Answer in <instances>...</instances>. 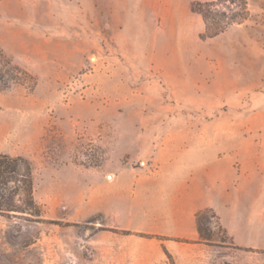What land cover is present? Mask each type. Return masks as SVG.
Instances as JSON below:
<instances>
[{
    "label": "rangeland",
    "instance_id": "374dc122",
    "mask_svg": "<svg viewBox=\"0 0 264 264\" xmlns=\"http://www.w3.org/2000/svg\"><path fill=\"white\" fill-rule=\"evenodd\" d=\"M197 1L217 0H0V47L38 77L0 82V153L32 162L43 209L0 211V264H264L213 208L210 240L164 234L174 192L138 190L160 162H224L264 226V0L215 37Z\"/></svg>",
    "mask_w": 264,
    "mask_h": 264
},
{
    "label": "crops",
    "instance_id": "0c3cea01",
    "mask_svg": "<svg viewBox=\"0 0 264 264\" xmlns=\"http://www.w3.org/2000/svg\"><path fill=\"white\" fill-rule=\"evenodd\" d=\"M223 163L160 162L152 176H137L138 190L144 188L145 182L151 181L153 191L174 192L173 201L180 210L162 213L167 223L166 235L199 239L196 213L213 208L239 245L264 248V226L255 222V185L249 183L245 186L241 182L225 181L221 176L211 177L213 170ZM255 171L258 173L256 168ZM242 175H245L244 170L238 173V177ZM232 187L238 192L234 201Z\"/></svg>",
    "mask_w": 264,
    "mask_h": 264
},
{
    "label": "trees",
    "instance_id": "16d2710c",
    "mask_svg": "<svg viewBox=\"0 0 264 264\" xmlns=\"http://www.w3.org/2000/svg\"><path fill=\"white\" fill-rule=\"evenodd\" d=\"M227 0L217 1H197L192 6V11L202 16L207 34L206 37H215L224 33L234 24H242L248 20L250 10L247 0H230L234 4V9H224L221 4ZM0 82L3 89L13 85H24L33 91L38 84V77L28 69L22 67L8 56L4 49L0 47ZM34 167L32 162L22 156H11L0 153V211H27L32 215L42 216L43 209L34 199ZM14 182V186L9 187V183ZM20 195L21 205L15 203V195ZM201 209L196 213V222L199 236L202 240H210L202 230V220L204 212ZM56 223V222H53ZM155 237H159L155 235ZM166 254L171 257L169 250L163 246ZM252 250L253 247H247Z\"/></svg>",
    "mask_w": 264,
    "mask_h": 264
},
{
    "label": "bare ground",
    "instance_id": "6f19581e",
    "mask_svg": "<svg viewBox=\"0 0 264 264\" xmlns=\"http://www.w3.org/2000/svg\"><path fill=\"white\" fill-rule=\"evenodd\" d=\"M113 178V177H112Z\"/></svg>",
    "mask_w": 264,
    "mask_h": 264
}]
</instances>
